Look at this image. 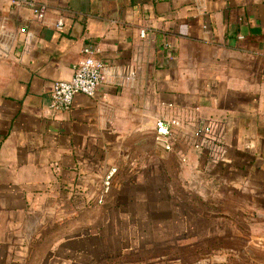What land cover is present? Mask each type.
I'll return each instance as SVG.
<instances>
[{
	"label": "crops",
	"instance_id": "crops-1",
	"mask_svg": "<svg viewBox=\"0 0 264 264\" xmlns=\"http://www.w3.org/2000/svg\"><path fill=\"white\" fill-rule=\"evenodd\" d=\"M39 1L42 20L0 0V264H264V0ZM85 45L108 78L52 111ZM159 118L180 122L170 150ZM201 120L216 162L191 145ZM153 227L177 230L149 240L160 254L112 252Z\"/></svg>",
	"mask_w": 264,
	"mask_h": 264
},
{
	"label": "built area",
	"instance_id": "built-area-1",
	"mask_svg": "<svg viewBox=\"0 0 264 264\" xmlns=\"http://www.w3.org/2000/svg\"><path fill=\"white\" fill-rule=\"evenodd\" d=\"M14 5L25 4L32 6L34 17L42 20L47 12L48 5L39 0H8ZM55 28H63V19H57ZM28 37L31 33H27ZM146 32L140 30V36L144 37ZM168 46V45H167ZM98 52L96 47L85 45L82 49V57L72 66V74L67 79H57L51 85L50 109L52 111L69 110L76 94H84L94 97L98 86L107 80L108 70L104 63L95 57ZM180 122L175 119L159 118L155 121V141L165 150L171 149V139L173 137L172 128L179 127ZM191 145L197 151L205 153L212 162L221 159L220 155L224 150V145L220 140L214 125L205 121H199L191 132ZM115 172V168L109 169L103 181L104 189L110 186V181Z\"/></svg>",
	"mask_w": 264,
	"mask_h": 264
},
{
	"label": "rangeland",
	"instance_id": "rangeland-1",
	"mask_svg": "<svg viewBox=\"0 0 264 264\" xmlns=\"http://www.w3.org/2000/svg\"><path fill=\"white\" fill-rule=\"evenodd\" d=\"M176 186H180L178 183H170V187L171 188H176ZM185 187V189H191V187L189 186H183ZM182 187V189H183ZM193 199L192 198H184V199H176V198H159L156 200V207L158 208H167L170 207L172 208L173 212L175 213L177 210L176 209H186V208H193V204H192ZM173 233H176L177 230L174 229H170L169 231L166 230H161L159 227L155 228L153 227V229H138V230H131V231H124V236L127 238L126 242L130 241V239L133 238V236H138V238H147V243L145 244L144 241L141 242V245H133L132 243H126L125 246H119L118 249L116 247H112V252H117L116 254L118 255H125L127 257H125L126 259H128V254L132 253V252H138L141 254L148 252V253H153V254H160L165 248L162 245H156V244H148L150 239H154V238H160L163 235H171ZM163 234V235H162ZM195 246H192L190 243H184L178 246H171L169 247V250H174L176 252H180V253H185V254H192L194 253L195 250ZM209 247L207 246L206 249H208ZM119 250V252L117 251ZM138 250V251H135ZM201 250H204V247L201 248ZM195 252H197L195 250ZM106 254H109V251L106 250ZM140 255V254H138Z\"/></svg>",
	"mask_w": 264,
	"mask_h": 264
}]
</instances>
